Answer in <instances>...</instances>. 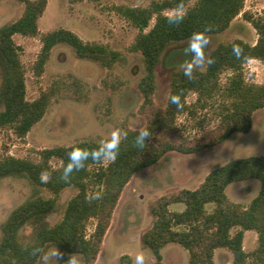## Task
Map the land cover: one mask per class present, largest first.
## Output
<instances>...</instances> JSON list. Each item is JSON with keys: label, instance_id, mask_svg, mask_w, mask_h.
Masks as SVG:
<instances>
[{"label": "trees", "instance_id": "trees-1", "mask_svg": "<svg viewBox=\"0 0 264 264\" xmlns=\"http://www.w3.org/2000/svg\"><path fill=\"white\" fill-rule=\"evenodd\" d=\"M13 1L23 4L25 10L20 19L0 27V135L8 130L25 140L58 93L67 89L82 97L87 86L77 78L69 83L58 80L38 99L28 101L23 49L15 36L40 41L41 51L32 67L37 78L43 76L52 51L59 45L71 47L78 59L95 62L108 71L125 63L126 57L107 45L85 42L66 29L42 32L39 21L47 0ZM245 2L160 0L148 7H114L118 16L139 31L130 50L140 53L144 62L145 73L137 83L143 98L139 113L145 119L141 130L150 136L141 147L136 144L141 130L126 127L115 160L89 157L67 181L62 174L70 162L69 153L74 148L91 152L102 143L85 140L69 147L44 149L36 153V160L0 157V183L7 178L24 179L32 188L31 195L1 225L0 264H40L50 247L60 254L57 264H96L123 192L135 175L154 167L172 152L198 154L225 144L235 133L251 131L254 114L264 111V84L248 82L245 66L253 60L264 62V19L249 16L244 11ZM170 11L178 13L169 16L166 13ZM240 15L256 29L257 43L237 39L217 45L207 58L212 63L206 61L204 70L194 68L192 78L184 75L185 67L171 71L167 104L158 106L157 72L172 46L192 40L194 33L201 37L223 34ZM176 17L182 19L173 22ZM152 21L155 23L151 27ZM121 85L123 81L110 72L101 82L103 88L113 91ZM192 94L196 100L188 103ZM173 95L178 103L171 102ZM198 109L211 110L218 123L205 127L200 122L199 133L192 136L178 120L183 115L196 116ZM54 160L59 167L53 165ZM251 180L260 183V190L248 206L228 198V186ZM67 188L76 189L77 194L67 203L62 220L51 226L47 218L58 213L60 195ZM45 191L53 196H44ZM96 194L99 198L92 199ZM174 204H184L185 210L171 211ZM210 204L214 205L211 211L207 208ZM148 213L153 223L140 241L152 251L155 264H164L162 250L171 243L189 252V264H215V251L219 249L232 253V264H264V156L230 161L209 173L196 189L173 190L151 201ZM92 220L97 223L89 233ZM28 226L33 232L26 242L22 233ZM180 227L183 229L178 230ZM246 231L258 234V246L251 253L244 249Z\"/></svg>", "mask_w": 264, "mask_h": 264}, {"label": "rangeland", "instance_id": "rangeland-1", "mask_svg": "<svg viewBox=\"0 0 264 264\" xmlns=\"http://www.w3.org/2000/svg\"><path fill=\"white\" fill-rule=\"evenodd\" d=\"M47 1V9L39 21L42 32L57 29L72 31L85 42L107 45L121 52L126 61L116 64L108 71L95 62L78 59L71 47L59 45L52 51L43 76L37 78L32 67L41 51L40 41L37 38L15 36L16 43L23 49L21 59L27 70L28 101L38 99L41 92L56 86L58 80L69 83L77 78L87 88L82 97L67 89L58 93L44 118L32 128L25 140L17 138L11 131H4L0 135V157L10 155L36 160V153L44 149L69 147L85 140L105 144L111 141L113 135L119 141L126 127L141 130L145 126V119L139 113L143 98L137 88L138 81L145 73L144 62L140 53L130 50L139 31L118 16L114 7H148L153 1L160 0ZM193 4L191 2L190 6ZM24 10L25 6L19 2L1 1L0 27L20 19ZM244 11L255 20L264 19V0H246ZM177 13L170 11L166 14L173 16ZM154 23L152 21L151 27ZM258 37L253 25L242 15L238 16L223 34L202 37L207 43L202 49L204 60L197 68L204 70L210 52L217 45L237 39L255 45ZM190 46H195L193 40L175 44L162 58L157 72L158 90L155 100L158 106L164 107L167 104L171 71L192 66ZM109 72L123 81V85L115 91L101 86L102 79ZM245 76L248 82L264 84V62L250 61L245 66ZM225 78L223 76V81ZM187 100L188 103H194L196 96L192 94ZM200 122H204L205 127H211L218 123V119L211 110L198 109L196 116L183 115L178 120L185 132L192 136L199 133ZM260 156H264L263 110L254 114L249 133H235L225 144L194 155L172 152L154 167L135 175L123 192L96 264H137L138 257L143 259V264H155L152 251L140 241L141 235L153 223L148 213V204L173 190L196 189L209 173L230 161ZM52 163L55 167L60 166L55 160ZM259 190L260 183L251 180L228 186L226 193L231 201L248 206ZM31 192V186L24 179L7 178L1 181L0 241L1 225ZM76 194L77 190L74 188H67L61 193L59 211L48 216L49 225L54 226L62 220L67 203ZM44 196L49 198L53 195L45 191ZM207 208L211 211L214 205L210 204ZM170 210L182 212L185 205L174 204ZM96 223L95 220L89 222V233L95 230ZM182 229L180 227L178 230ZM32 232V226L23 231L26 242L30 240ZM257 246L258 234L246 231L245 251L251 253ZM52 251L57 249L48 248L40 264L58 263L59 252L56 261L47 258ZM162 256L164 264H189V252L177 244H168L162 250ZM214 261L215 264H232L233 255L229 250L219 249L215 251Z\"/></svg>", "mask_w": 264, "mask_h": 264}, {"label": "clouds", "instance_id": "clouds-1", "mask_svg": "<svg viewBox=\"0 0 264 264\" xmlns=\"http://www.w3.org/2000/svg\"><path fill=\"white\" fill-rule=\"evenodd\" d=\"M182 17H176L172 18L173 22H178ZM192 40L195 43V46H190L189 52L192 56V60L190 61V64L192 65L191 67L185 66V71L184 75L192 78L194 72L193 69L196 67H199L201 65V62L204 60V55L202 52L203 47L207 43L202 39V37L194 33L192 36ZM236 50L234 46V51ZM209 64L212 63V60L209 59L207 61ZM171 102L172 103H178V97L173 95L171 97ZM150 136V133L148 131H139L136 137V144L139 146H144L145 145V139ZM119 149V141L118 137L116 135L112 136L111 141L105 142V144L101 145L99 149L93 150V151H88V150H82L79 148H74L70 153H69V164L65 167L63 174H62V179L67 181L70 178L71 173L74 170H80L81 168L84 167V162L91 157L93 160L96 161H101L102 159H111L115 160L116 155L118 153ZM92 199H98L99 194L93 195L91 197ZM58 255V250L57 251H52L48 254V259H53L56 261V257ZM137 264H143V259L141 257L137 258Z\"/></svg>", "mask_w": 264, "mask_h": 264}]
</instances>
